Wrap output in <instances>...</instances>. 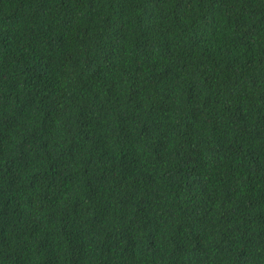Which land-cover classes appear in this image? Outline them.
<instances>
[{
  "label": "trees",
  "instance_id": "1",
  "mask_svg": "<svg viewBox=\"0 0 264 264\" xmlns=\"http://www.w3.org/2000/svg\"><path fill=\"white\" fill-rule=\"evenodd\" d=\"M0 264H264V0H0Z\"/></svg>",
  "mask_w": 264,
  "mask_h": 264
}]
</instances>
